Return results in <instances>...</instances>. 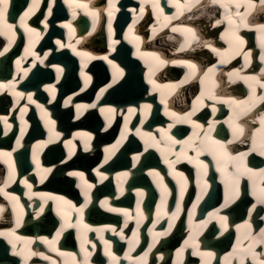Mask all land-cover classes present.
<instances>
[{
  "label": "bare ground",
  "instance_id": "bare-ground-1",
  "mask_svg": "<svg viewBox=\"0 0 264 264\" xmlns=\"http://www.w3.org/2000/svg\"><path fill=\"white\" fill-rule=\"evenodd\" d=\"M17 2L23 1V0H16ZM91 0H64V4L69 5L70 7L73 8L74 12L76 13L75 17H73V13L70 15L71 19H78L79 21L82 19H85L83 17H87L91 20H95L96 19V15H93L92 13L95 14L94 9L93 8H83L80 7L81 4H84L86 2H90ZM118 0H115V3L113 6L108 7L105 11H104V17L107 18V22L109 21V13L111 12V16L113 18V16H115V14H117L118 10H121L122 8L120 6H116L115 4ZM176 1V0H175ZM146 3H149L152 7H154L153 5V0H142L140 1V11L141 8L147 9L146 7ZM180 3V1H179ZM156 8L158 11L154 12V17H156V22L155 19L152 17L153 13L149 12L146 13V15L140 19L138 17H135L136 21L138 22H142L141 23V27H146V25L148 24V19L149 17H152V25L149 26V32H150V36L151 39H155L158 40L159 45H162L161 42L164 45H168V42H166L165 37L169 38L170 40H168L171 45L173 46L172 49L176 52H178V54L176 53H171V55L173 56L171 58V60H179V58L181 57V55H188L191 56V59L189 60L192 63H197L198 65L201 66V68L199 70H197V78H194L190 81H188L186 84L187 86L182 89L180 88V86L178 85L177 87L171 88L170 90L167 89L164 91V95L165 97L167 95H171V99H173L171 102L176 105L179 104L180 102L183 104L184 108H187L189 105L191 107L190 112L193 111V108H195V113L194 115H196V117L192 118L190 120L185 119V116L187 113L190 112H186L185 109L181 110V111H176V110H168V112L165 114L164 117H166V119H164L165 122H168L166 124H161V125H156V126H151L148 127L147 121L149 118V115H145V110H143L142 108H140L139 105H150V103H152V101L154 100V98H156L157 95H153L149 98H147V92L143 91V92H139L138 96L139 98L134 100L133 103L131 102H125L122 105L120 104V113L122 115V117L124 118H134L136 116V114L138 112H142L144 114V117L141 121V125L139 128H132V131H134L135 133H137V136L139 137V139L141 140V143H144L148 148L147 149H152V151L156 150V152L158 153L157 155L159 157H162V161H160V165L161 166H166V172L173 173L175 171V166L181 162V164L185 163L190 165L197 173L198 175L196 176V180L195 182H192L191 179H189V183H187V189L188 188H192L193 185L195 186L196 192H195V202L194 205H200L202 204L203 200H204V196H205V189L202 186V184L200 183L204 178H213V174H217V173H221L222 177H227L228 174L230 173L229 167L227 166V162H228V157L227 155H225L223 153L224 151H228L227 148L225 149H219V147L214 146L215 147V151L212 150L213 148V144L209 143V141L207 140V136L210 133H215V132H222L223 130H230L232 132V139L233 140H239L241 144L243 145H247L248 141H252L253 143V139L255 138L257 145L264 143V129H262L261 123H260V117L264 116V101H259L257 99H255V97H259V96H264V88H262V93L255 95V97H253V100L255 102V107L253 113L255 112L254 116L250 117L249 119H251L253 122H257V124L259 125L257 127V129L255 131H253L252 128L250 129H244V134L242 136H240L239 138H235L234 134H233V127L230 126V124H239L241 127H244V124L242 122H240V120L244 117H246L249 112H247V114H241L239 116V119L233 121V117L237 111V104L234 102H246V103H251L252 101H250V97H252L253 95V91L252 88L255 89V93H257L258 91H260V89H258L257 87L260 86L258 83H256L255 81H253L251 79V77H256L259 80H264V72H262V69H264V61L260 60V56L262 53H264V49L261 48V42L262 40H264V33H262L259 28L257 27V25L259 24H264V9H253L251 8V10L249 11V16L252 18V20L250 21L251 23H249L248 27H244V26H240L239 28L236 29L237 34L244 40V44L240 46V53L239 54H235V47L233 44L234 41V37L231 35V31L228 25V22L226 20H224V9L221 8V15L217 17V8L215 5H211L210 3L207 2V0H202L200 5H197L195 8L192 9V11L190 12H185L184 15L179 16L176 20V22H174V15L171 14H167L168 10H165L163 5L160 3L159 1V6L158 7H154ZM126 9L129 10H133L130 7H127ZM160 9H163V12L160 11ZM204 12V14H200L201 12ZM129 13V12H128ZM200 14V15H199ZM130 15V13H129ZM83 16V17H82ZM170 17L173 21V23L170 24V22H162V17ZM185 18H190L191 22V26H187L185 25H181V21L185 20ZM261 18H263L262 20H260ZM217 19H220L222 21H224L222 24H220L219 26H214L215 22ZM234 19L237 21V23H239V18L238 17H234ZM238 19V20H237ZM102 20L103 19H99ZM169 20V21H170ZM249 20V18H248ZM113 19L111 20L112 23ZM155 22V23H154ZM53 23V22H52ZM108 26V25H107ZM163 26V27H162ZM160 27L164 28L163 30L160 29ZM176 27L178 30L173 32L172 28ZM182 27H191L195 30L196 34L199 36V41H195L194 44H191L190 47H188V50H186V53L183 52V50H181V47L177 46L179 45L178 42L181 41V38L184 34H187L179 29H181ZM224 28L223 32H222V36H220V38H215L217 33H219L221 31V29ZM113 28H111L112 30ZM155 29V36H153V30ZM114 30V29H113ZM1 31V30H0ZM2 36V38H4L7 41L8 46L11 45L13 43V40L11 39V34L9 35V33L7 34H0ZM40 35H36L33 34L32 35V40L33 41H38L40 38ZM190 35V34H189ZM138 36H135V38H137ZM189 38V37H187ZM56 38H54V42ZM137 40V39H136ZM5 41V42H6ZM98 38L94 39L92 43H97ZM204 42L210 43L212 45V47H205L204 46ZM90 43V44H92ZM113 43V40H110V44ZM70 44L65 45L64 47H60V45L58 44L54 50V57H56L57 59L61 60V62H63L64 64L60 65L61 68L66 69V74L64 76V80L62 82L63 86H66L70 83V81H72L73 83L76 84H80L82 81H84V77L83 76H78L74 73L73 69H74V60L71 57V53L74 54L77 58H83L85 57V63L87 64H91L95 61L96 63H100L96 69H103L105 67L107 68V71H113L112 65L114 64V60H110L108 58V54H97L94 56V58H89V56H85V55H78L77 53H85L84 51H82V49L80 48H74L75 47V43L72 44V46H69ZM100 47V45H99ZM69 48V50H68ZM95 48H97V46H95ZM117 47H113L112 50L116 49ZM212 48H216L219 50L218 54L217 52L213 51ZM75 49V51L73 50ZM17 47L15 46L13 48V53H16ZM119 50H122L121 48ZM47 51H50V49H48ZM99 51V50H98ZM5 53V51H2ZM250 53L249 56V60L247 61V65H246V60H245V54ZM90 55H92L91 53H89ZM121 56L120 58H122V52L120 53ZM1 56V55H0ZM103 57H107V59H104ZM111 57V56H110ZM195 57V58H194ZM150 57H148L149 60ZM196 59L199 62H196ZM221 59H224L226 62L225 63H221ZM97 60L102 61V62H97ZM104 60H106V62H104ZM108 61H112V63L107 62ZM129 60H131V58H129ZM4 61L5 65L7 63V59L6 56H3L0 59V62ZM133 62V60H132ZM23 61H20L19 65H17V60L12 64V65H17L18 67H22ZM250 64H251V68L253 69V75H249V71H251L250 69ZM5 65H1L0 66V70L3 69V72H7L8 68ZM67 65V66H66ZM137 65V63L135 64ZM171 66L176 68V72L179 73V69L182 68L181 64H172L170 63ZM44 68L47 67H52L51 64H44L43 65ZM163 69L166 71V67L163 65L162 66ZM170 68V67H168ZM209 68H214V72L213 73H209L207 76L204 75V73H207V70ZM56 70V69H55ZM55 70H52V73H55ZM169 71V79L171 78V76L173 75V70L170 68L168 69ZM87 69L86 67L83 68V73H87L86 72ZM189 68H187V72H189ZM62 72H58V77L61 76ZM238 73V75H237ZM46 74H49L48 70H45L44 72H41L40 70H36L35 72L32 71L31 73V79L36 78L38 76H45ZM231 74V75H230ZM203 78V83L201 82V78ZM116 80H119L121 78V75L118 74L116 75ZM8 80H13V76H10L8 78ZM8 81V82H9ZM212 81L215 82V87L212 88V91L214 92L216 98L215 99H210L208 98L207 92L209 90L210 87H212ZM143 83V81H142ZM29 84V79H27L25 81V85ZM85 84V82H84ZM83 84V85H84ZM120 86L114 88L113 90V95L112 97L115 98H119V100H121V97L126 96L128 97V94H132L135 93L136 91H138L141 88V83L138 81V79L133 75L130 79H128L127 81L123 82L120 81L119 82ZM110 84H108L109 86ZM169 85H177L175 83H169ZM0 86H2V84L0 83ZM160 88H163L162 85L158 84L157 85ZM25 87H29V86H25ZM193 87H196L195 91H192ZM170 88V87H169ZM261 88V87H260ZM3 86L0 87V93L2 92L3 95H6V97H9L10 95L13 98V102L11 104V100L10 99H3L0 96V105H2L3 103L5 104L6 102L8 103L9 106H18V103L15 99L14 96V91H16L17 93H21L23 92L22 89H20L19 87H15L13 90H11L8 93H5V91L3 90ZM240 89H244L243 91H245V94L242 95H236L237 93L243 92H237ZM39 90L38 87H34L32 89V91L29 92V95H31L32 100L30 101L28 99L27 95V106L25 107L26 109H32V107H35V105L38 103L37 102V98H36V93ZM200 90V94L197 97H201V93L204 92L205 95L203 97H201L203 103L201 104L200 101L197 100V97H195L197 95V93ZM56 92L53 93V95H55ZM86 93V91L84 92ZM118 94V97H117ZM161 95V94H160ZM108 96H110V94H108ZM181 98H184L186 101H182ZM195 98V99H194ZM194 99V100H193ZM32 101H35L34 103ZM121 103V102H120ZM71 104L73 105L74 108H77V105H91V104H96V107L94 108H88V110L91 111H96V110H101L102 107V103H99L97 106V102H91L90 100L88 101H72ZM155 105V102L151 104L150 110L149 112L153 111V107ZM252 108V109H253ZM215 109V111L213 110ZM228 109V110H227ZM131 110V111H130ZM228 111V112H227ZM88 112V114H85L84 116H82V113L77 112L76 113V117L74 118V120L70 123L73 124L74 122H76V124L80 123V122H89L90 120H94V118L90 113ZM32 113V112H31ZM172 113H176L175 116L172 115ZM19 114V113H18ZM20 115V114H19ZM208 115V116H207ZM14 117L16 116V113L13 115ZM22 116V115H20ZM206 119L203 120V117H206ZM78 117V118H77ZM198 117L200 119H198ZM25 118V117H23ZM40 119V117H39ZM42 121H45V119L42 117ZM193 122H197L194 124V128L195 131H202V133L205 134V136H203V139L201 138H196V140L192 143L189 142H185L183 143V145L180 146L179 150L175 149L176 147V143L178 138V133L175 131V129H182V126L187 127L188 129H190L189 125H191V123ZM3 122L0 121V126H2ZM223 125V126H222ZM52 129V128H51ZM108 127H105V132L107 131ZM193 130V129H192ZM27 130L21 131L19 134V138L22 139L24 134L26 133ZM83 133H87L89 134L91 137H93L96 132H83ZM113 132L110 131L107 133V135L112 134ZM12 134V133H11ZM166 135H171L173 136L172 140H171V144H173L174 149L168 150L167 149H163L162 148V144L161 141L166 139ZM81 138V136H79ZM5 139V138H2ZM7 139V138H6ZM13 138L10 139V137L8 138L9 142V146H7L4 149H0V153H10L11 155H0V160L3 164V167L0 166V171L3 175V179L0 182V188H3L4 191L0 192L1 195L5 196L4 199L0 198V208L3 209V211H0V214L4 213V216H2L0 218V221H3V219H5L6 215H12V213L14 214V219L15 217H18V213L21 214V211H26V208H21L19 207V201L18 199L14 200L13 197H20V190L23 188H20L19 190H17V184H20L21 182L24 181H17V182H11L15 180V178H13L12 173H8L9 172V159L11 157H14V159L19 158V161L22 162L23 160L21 159L20 155L19 156H14L13 151L17 153H25L27 151V147L24 146L19 143V145H17V140L13 142L12 140ZM87 139V137L81 138L80 141L77 142L78 146L81 147V149H83V151H81L80 149L77 151L76 154L72 153V150L75 147V144L70 148L67 149V152L63 155V157L53 163V164H46L44 169L40 168L38 170V175L41 177V180L39 182L40 186L45 185L46 181H50V183H53V185L55 186H62V185H66L69 188L68 190L65 191V193H67L68 191V195L69 197L72 194H77V191L74 190L73 188H78V194L80 195H84L87 196L89 194V192L92 189V185L88 182L85 181L84 178H81L79 175H69L70 172H77V173H81L80 170L82 168H87L88 171L89 169L95 173L96 177L98 178L99 182L104 181L106 183V185L110 186L111 182L110 180H107V178L102 179L101 175H98V171L99 173H101L103 175V177H105V166L107 165V163L105 162V157H108L107 161L109 160V156H111V154H113V152L115 151V149H111L110 153L106 152V154L103 157V154L99 155V160L100 162L102 161V163L100 164V162L96 165L93 166L89 163H86V160L89 159V156L92 155L93 152L96 151V149L99 148H103L104 150L107 148L109 149V147H106L105 145L101 144L97 146V143H95V145H91L90 142L87 140V143L89 145V148L87 151L84 150V143L85 140ZM39 140V139H38ZM152 140L154 142V144L152 145ZM41 141V140H39ZM35 141L33 140V143ZM167 147H170L171 144L166 143ZM236 144V143H233ZM1 146L6 145L5 142H1L0 144ZM152 145V146H151ZM20 147H22L20 149ZM25 149V150H24ZM35 148L32 147L31 149H29L28 154L29 155H33V150ZM146 149V150H147ZM193 149V151H192ZM253 149V148H252ZM18 150V152H17ZM72 153L71 158H69V153ZM253 151V150H252ZM84 152H88V154L83 155ZM255 154L252 155L253 159H255V161L253 162H249V168L253 169L254 171H257L256 168V161H261V159L264 161V155H260V151L259 148H257V150L253 151ZM245 155L244 157V163L246 164V157L249 156V151L245 150L243 152ZM38 154V153H37ZM36 154V155H37ZM58 155V151L56 153V150L53 148L50 151H48L47 156H51V155ZM258 156H257V155ZM41 153H39L37 155V157H40ZM138 157V158H137ZM140 158V153L139 151H135L132 153V160H133V165L135 166L138 162ZM213 161V166L210 168V166L208 165L209 161ZM85 161V162H84ZM260 162L261 163H263ZM85 163V164H84ZM84 164V166L82 165ZM248 167V164H246ZM23 168H26V164L22 165ZM53 167H56L55 169H53L52 171H56V175L57 177L54 176V174H50L52 171L50 172H46L45 169H52ZM39 168V166L37 167ZM158 169L159 175H155V173H150L148 172V175L150 176V179L152 181L155 182V188L158 192H160V194L165 195V189L166 187L170 190V191H174L173 185L172 183L167 179V177L165 176L166 174H164V171L162 168H156V170ZM35 171V170H34ZM216 171V172H215ZM127 170L123 171L122 174L123 176H127L125 175V173L127 174ZM142 171L139 170L138 174H140ZM250 174L249 172L244 171L243 169H241L240 173L236 171L232 172V175L235 178V180H240V181H244V182H248L250 179ZM218 175V174H217ZM6 177H7V185L5 184L6 182ZM262 178V176L259 177V179ZM55 179V180H54ZM9 181V182H8ZM77 181V182H76ZM219 182L221 183V181L219 180ZM239 182V181H238ZM253 182L250 181V183ZM209 183V181L206 183V185ZM211 184H213L211 182ZM89 185H91V187H89ZM106 185H104V188L106 187ZM237 185V182L234 184L233 188ZM98 188V187H97ZM220 188V187H219ZM239 190V189H236ZM264 186H257V188L255 186H251L250 187V191H248V196L250 194V197L252 198L253 205H255V208H253V205L250 206L251 209H255L254 213H253V218L255 220H258V218L260 217V213L262 212V209H264V202H260L261 199H264ZM118 192L120 195H123L124 193L127 194L128 193V189H126V187L124 185H122L121 187L118 188ZM143 191L139 190L138 192V201L140 203L141 199V193ZM244 194H246V190L244 188L243 190ZM5 193H7V195H5ZM42 193V192H40ZM48 192L45 191L44 194H47ZM37 192L33 191V197L30 196V192L27 190L25 193L26 197H29L31 200H37L38 199V195L36 196ZM238 196V195H237ZM58 199L55 201L56 206L51 207V209H53L54 212V216H56L58 219L61 220L60 224L61 227L65 226V228L68 231H72L75 235V237L77 238L78 242V253L80 255H78L73 249L69 250L68 252H63L60 251L59 253L56 252L52 247H53V243L57 237V232L54 235V238H52V240L46 236L41 239L39 237H36V232L30 230L27 231V227L28 225H30L29 223L26 224H21L16 230H5L6 226H4V230L0 231V233H4L2 238L6 241L7 246L9 247V250L6 252V254H8L9 257H17V258H21V252L19 251V249L16 247L17 243L20 242L19 238L23 237L26 238L27 236V242L28 243H22L21 245L25 246V257L27 259L22 258L20 260V264H101V262H105L103 260V258L101 257L100 253L98 252V250L96 251L97 254H93V250H95V248L97 249V243L98 241L101 243V245H103L101 240L107 239V243H112L115 241V243L117 242L118 244H120V246L122 247L121 249H124V247L126 248L127 252L125 253V255L121 258L120 257V253L119 252H110L109 254V260L106 264H146L147 259L145 256V253H142L141 255H138L139 252L138 250H140V252L142 251V249H144L146 247V240L147 238L145 237L144 234V229L146 228V226L149 223L148 217H150V219H153V212L150 213L149 210H147L144 214L137 216V219H134L133 215H132V211L131 210H126V209H116L115 211H112V216L111 219H114L115 217H121V216H125L126 219V224H125V229L120 232L119 230H117V228L114 225H110V224H102L100 227L98 228H90L91 226H89V224L87 223L88 221L86 219H84L83 217L81 218L80 212L84 211L87 209V205L89 206L90 204V198H88L84 204H82V206H75L72 207V205H76L77 202H74L72 200H69L70 204H67V208H70V211H63V207L66 205V203H62L61 201L63 200V198H65L63 195H57ZM165 197V196H164ZM218 197V193L216 191H213L211 193V195L209 197H207L206 202L203 204V210L204 211H208L207 214H205L204 219L201 217L202 214L204 213L203 211H201L200 209H194L195 213V220H189V222H191L192 224H190L191 228H200L201 222L203 220L202 223V228H205L207 226V224H216L218 226V222H220L219 220L222 218H227V214H230L232 216L229 217V223L228 225H225L227 228L224 230L227 232H233L236 234V237L238 239V249H237V255L239 257H242V253L239 251L241 249H247L249 248V246H253V247H258L256 248V252L258 253H264V236L263 233H259L256 235L255 231H254V227L257 225L256 223L252 224V220H251V216H250V220L248 218V216L245 214L246 211L244 210V214L242 215V220H234L233 219L236 217V214H239L240 212L243 211V208L248 206L250 204V200H246L244 203L243 200H241L235 207L234 209H230L228 210L227 214L222 213V211L219 213H212L209 211L210 207L213 206L212 203V199L217 198ZM221 198V196H220ZM237 197H235L234 199H232V202H234L236 200ZM249 199V198H248ZM68 200V197L65 198V201ZM112 200V196H108V197H104L101 201H100V206H102L103 208H107L109 209V203ZM107 201V204H104V202ZM44 207L41 209L40 213H42L45 210H49V205L48 203L51 202V199L48 196H44L43 199ZM61 202V203H60ZM89 202V203H87ZM3 203H6L7 205H3ZM36 203V201H35ZM33 205V203H31ZM31 205V206H32ZM50 205H53V202L50 203ZM93 205V203L91 204ZM21 209V210H20ZM124 210V211H122ZM106 211V210H105ZM159 209L156 211L158 212ZM193 211V212H194ZM119 215H118V214ZM107 215V213H105ZM31 214H29L30 216ZM47 215V214H46ZM42 216L39 218V222H42L43 224L48 223L51 219H52V214L48 215V216ZM116 215V216H115ZM155 215V214H154ZM37 217V216H36ZM248 218L247 222L243 223L241 221H243L244 218ZM35 218V217H34ZM57 219V222H58ZM165 221V216L161 215V216H157V221L153 222V227L155 228L156 231H159L161 229V226L163 225ZM249 221V224L247 225ZM138 223V234L139 237L136 235H128V232L130 230V227L137 225ZM36 225H41V223L35 224ZM250 226V227H249ZM60 227V228H61ZM149 228V226H148ZM91 230L94 232V236L95 238H97V240L93 239V233L91 232ZM171 230H168L162 234H160L161 236H159L161 239H164L166 236H168L170 234ZM27 235V236H26ZM217 240L220 241L221 243H223L226 239V234L224 233L223 235H217ZM92 237V238H91ZM158 237V238H159ZM206 237H208L207 235L205 237H201L200 241L197 239H191V243L188 245L191 246V250H193V253L197 254L193 260L194 261H199L200 264H225L223 258L220 256V254H216L215 257L208 256L207 254L209 253L210 248V244L213 243L214 241L210 242L209 239H207ZM203 238V239H202ZM202 239V240H201ZM36 242H35V241ZM66 243H67V239ZM1 241V240H0ZM93 241V242H92ZM199 244H202L203 247L205 248H197V251L194 250L193 244L195 242ZM258 241H260L258 243ZM33 243H36L35 245L32 246ZM38 244H40V246L44 247V249L46 250V248L48 249V252H44L43 248H39L38 249ZM13 245H15V247H13ZM207 245V246H206ZM218 246H221L222 244H217ZM241 245V246H240ZM187 246V243L185 242L181 249H179L176 253H175V257H179L182 255L183 253V249ZM224 247H222V251H225V247L226 244H223ZM46 247V248H45ZM208 249V250H207ZM0 250H1V246H0ZM4 250V249H3ZM3 250L0 254V258L4 259V255H2ZM35 250V251H34ZM109 250V248H108ZM37 253L36 255H32V253ZM47 254V255H46ZM155 257L156 253H152ZM6 256V255H5ZM34 256V257H33ZM249 255L243 256L245 258H247ZM38 257V258H37ZM44 257H48V259H45ZM157 261L161 262V259L163 257L159 256L157 254ZM29 258V259H28ZM261 258L264 257H257L255 260H252L253 264H259V260ZM139 260H143V261H139ZM244 260V259H243ZM249 262V260H246ZM151 264H154V261H151Z\"/></svg>",
  "mask_w": 264,
  "mask_h": 264
},
{
  "label": "snow or ice",
  "instance_id": "snow-or-ice-1",
  "mask_svg": "<svg viewBox=\"0 0 264 264\" xmlns=\"http://www.w3.org/2000/svg\"><path fill=\"white\" fill-rule=\"evenodd\" d=\"M110 4L112 3V0H109ZM202 2V0H185V3L181 4L179 3V0H176L175 2V6L177 8V14L178 16H182L184 15L185 12H190L192 11L193 8H195L197 5H200ZM208 3H210L211 5H215L218 8H222L224 9V20H226L228 22L230 31H231V35L234 37V47H235V54H239L240 53V46L244 44V40L237 34L236 29L239 28L240 26H244V27H248L249 23H251L248 20V16H249V11L251 10V8L253 7V5L251 4V0H207ZM9 3L10 0H0V29H3V31H0V34H6L7 32H13L14 26L10 23H8L7 21V13H8V8H9ZM242 4H244L246 6V11L241 13L239 11L240 7L242 6ZM260 4L262 6H264V0H260ZM153 5L154 7H158L159 6V0H153ZM235 5L236 11L233 12L232 11V6ZM39 6V0H32V7L24 13V15L20 18L21 19V23L23 24L25 19L33 12V10L35 8H37ZM80 7H84L87 8V5L85 4H81ZM161 12H163V9H160ZM141 12H143V8H141ZM93 15H95L94 13H92ZM76 13L73 12V17H75ZM109 15L111 16V12L109 13ZM233 17H238L239 18V23H237V21L233 18ZM170 17H165V20H170ZM224 21L217 19L215 22L214 26H219L220 24H222ZM65 27L71 29V24H66L64 25ZM257 27L259 28V30L264 33V24H259L257 25ZM93 28H95V24L93 25ZM30 32L35 33L36 30L35 29H27ZM109 30L111 31V22H109ZM178 29L176 27L172 28V31L175 32ZM189 35V38L186 39L185 43L181 45V50H183L186 47H190L193 41H199V37L197 36L195 30L191 27H182L181 29H179ZM37 35H39V33H36ZM156 32L155 29L153 30V36H155ZM137 40H139L140 38L137 37ZM57 44L60 45V47H64V44H61L60 41L56 42ZM71 46V45H69ZM204 46L205 47H212V45L210 43L204 42ZM261 48L264 49V40H262L261 42ZM8 49L5 48L4 51L6 52ZM75 51V49H73ZM213 51L219 53V50L216 48H212ZM4 52H0V55H3ZM78 55H85V56H89V58H94L91 57L90 54L88 53H77ZM34 55V53H33ZM145 55L148 56H152L154 57L157 61H158V66H163L166 65L168 63H172V64H182V65H186L189 68V72L185 75V78L181 81H179V85H183L184 83H187L188 81L197 78V65L187 61V60H165L163 58H161L158 54L156 53H146ZM249 56L250 53L245 54V60H246V65H247V61L249 60ZM104 59H107V57H103ZM37 59L40 60V63H44L43 59H40L39 57H37ZM260 60L264 61V53L261 54L260 56ZM221 63H225L226 61L224 59H221L220 61ZM20 61H17V65H19ZM109 63H112V61H109ZM113 67L116 69V72L119 73L120 75H123V70L120 69L118 66L113 65ZM62 69L57 68V72H61ZM150 72H153V69H149ZM214 72V68H209L207 70V73H204L205 76H207L209 73H213ZM262 72H264V69H262ZM25 75H27V72H25ZM81 75L84 76V80H85V84L84 87L86 88L88 86V83L91 80V77L88 76L87 74L81 72ZM231 75V74H230ZM238 75V73H237ZM201 78V82L203 83V78ZM251 79L253 81H255L256 83H258L260 85L261 88H264V80H259L256 77H251ZM116 82L115 76L113 78V83ZM150 83H155V81H152L150 79L149 81ZM178 85H170L168 87L170 88H174L177 87ZM2 87V86H0ZM109 87H111V85H109ZM215 87V82L212 81V87L209 88L207 95L208 98L210 99H215L216 96L214 94V92L212 91V88ZM83 90V89H82ZM103 91H105V89L101 90V94H103ZM17 96H22L23 93H15ZM205 95L204 92L201 93V97H203ZM201 97H197V100L200 101V103L202 104L203 101L201 99ZM253 97H255V89H253V95L252 97H250V101H252L251 103H246V102H234L237 104V111L234 115V117L232 118L233 121L239 119V116L241 114H247V112L251 111V109L253 107H255V102L253 100ZM28 99L31 101L32 97L31 95L28 96ZM97 100L100 99V96H97L96 98ZM255 99L259 100V101H264V96H259V97H255ZM33 103L35 101H32ZM72 102V98L69 97L68 100L65 101V106H68V104H70ZM162 103H164L165 101L162 100ZM37 107H42L40 105H37ZM94 108L96 107V104H91V105H77V108ZM146 109H149L151 107V105H145L144 106ZM215 111V109H213ZM108 113H114L115 109L113 108H108L107 109ZM131 111V110H130ZM195 113V108H193V111L190 113H187L185 115V119L190 120L191 116L194 115ZM45 115H47V113L45 112ZM173 116L176 115V113H172ZM78 118V117H77ZM0 119H2V117H0ZM107 119V117H106ZM5 123H7V121L5 120ZM194 123V122H193ZM260 123L262 126V129H264V116L260 117ZM49 124L51 125H55V121L49 120ZM111 124V120L109 119V125ZM230 126L233 127V134L235 138H239L240 136H242L244 134V129L243 127H241L239 124H230ZM125 128H127V125H125ZM50 131H52V129H50ZM59 133H55L56 137H59ZM81 136V138L87 137V139L85 140L84 143V150L87 151L89 148V145L87 143V140L91 139V136L87 133H81L79 134ZM51 140V137H50ZM20 141L17 140V145H19ZM69 144H71V141L68 142ZM120 141H117V144H119ZM228 143H232V141H228ZM213 148L212 150L215 151V145H219L220 149H225V145L222 144L220 141H213ZM113 150L116 148V145L112 146ZM257 148H259L260 151V155H264V143H261L259 145H257L255 138L253 139V151L257 150ZM109 149H105V152H108ZM225 155H228L227 152H224ZM0 155H11L10 153H0ZM71 151L69 153V158H71ZM246 154L241 153L239 156L237 157H232L231 159L234 161L235 166H236V170L238 173H240L241 169H243L246 172H253L254 170L251 168H248L247 165L244 163V157ZM138 158V157H137ZM108 157H105V162H107ZM46 172H50L51 169H45ZM261 174H264V169L260 170ZM69 175H79L81 178H83V173H77V172H70ZM98 175H101V178L104 179L105 177H103V175L101 173H99L98 171ZM125 175H127L125 173ZM155 175H159V173H155ZM5 184L7 185V181L5 182ZM29 187H31L29 185ZM89 187H91V185H89ZM4 189L0 188V192H3ZM264 191V190H262ZM5 195H7V193H5ZM14 200H16V197H13ZM260 202H264V199H261ZM104 204H107V201L104 202ZM253 208H255V205H253ZM112 211H115L116 209H110ZM0 211H3L2 208H0ZM222 219H226V218H222ZM250 227V226H249ZM262 233H264V229L261 230ZM4 233H0V235H3ZM59 235V233H58ZM260 241H258L259 243ZM107 243V242H106ZM13 247H15V245H13ZM242 253V257H241V264H244L243 261V256L246 255H251L253 257V259L255 260L257 257H264V253H258L254 250L253 246H249V248L247 249H241L239 250ZM37 253H32V255H36ZM147 255V253H145V256ZM208 256H211V253L207 254ZM45 259H48V257H44ZM27 259V258H26ZM259 264H264V258H261L259 260Z\"/></svg>",
  "mask_w": 264,
  "mask_h": 264
},
{
  "label": "rangeland",
  "instance_id": "rangeland-1",
  "mask_svg": "<svg viewBox=\"0 0 264 264\" xmlns=\"http://www.w3.org/2000/svg\"><path fill=\"white\" fill-rule=\"evenodd\" d=\"M200 14H202V15H203V14H204V12L202 11ZM200 14H199V15H200ZM195 90H196V87H193L192 91H195Z\"/></svg>",
  "mask_w": 264,
  "mask_h": 264
}]
</instances>
